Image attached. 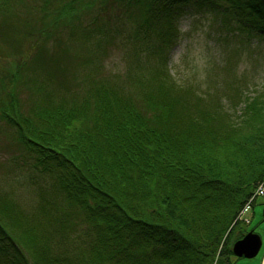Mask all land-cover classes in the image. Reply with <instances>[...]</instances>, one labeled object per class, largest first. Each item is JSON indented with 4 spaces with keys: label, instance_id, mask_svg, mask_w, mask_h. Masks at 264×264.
Listing matches in <instances>:
<instances>
[{
    "label": "trees",
    "instance_id": "16d2710c",
    "mask_svg": "<svg viewBox=\"0 0 264 264\" xmlns=\"http://www.w3.org/2000/svg\"><path fill=\"white\" fill-rule=\"evenodd\" d=\"M188 1L45 0L37 9L52 19L75 17V31L92 37L94 25L109 33L110 23L99 20L105 7H126L125 15L140 19L137 31L169 32L162 53L177 37L173 15ZM195 1L219 14L220 27L237 38L264 36V0ZM96 4L98 12L81 23L77 13ZM21 70L16 63L11 71ZM142 80L141 106L122 95L120 84L96 77L75 98H68L71 86L61 85L57 103L35 109L41 127L27 123L15 105L2 109L0 120L17 128L18 142L43 155L42 173L61 166L51 178L62 203L52 216L37 219L40 228L0 196V264H233L231 246L247 233L235 215L264 177V96L257 92L236 105L232 113L239 109L234 117L243 121L231 126L220 101H189L190 87L165 67L155 66ZM71 223L83 225L88 237L70 241Z\"/></svg>",
    "mask_w": 264,
    "mask_h": 264
},
{
    "label": "rangeland",
    "instance_id": "374dc122",
    "mask_svg": "<svg viewBox=\"0 0 264 264\" xmlns=\"http://www.w3.org/2000/svg\"><path fill=\"white\" fill-rule=\"evenodd\" d=\"M4 2L6 4L1 6ZM45 3V0H0V114L2 109L5 111L9 105H15L27 123L41 127L34 116L36 107L51 104L48 100L57 103L63 90L61 85L65 84L71 86L68 98L75 94L74 98L79 97L89 86L88 80L94 77L109 85L120 84L122 95L129 94L134 104L141 106L140 99L145 101V95L139 91L142 85L137 80L149 79L157 65L165 67L170 78L190 87L187 90L194 98H187L189 101L196 103L199 98L206 103L200 101L201 105L206 106L220 101L230 112L225 111L231 126L243 121L242 117H234L240 114L239 109L232 113L236 105L257 92L264 96V36L237 38L229 33L231 28L220 27L216 20L220 15L205 4L200 6L190 0L180 6V15H173L176 20L172 30H177V37L166 43L170 45L160 53L169 32L137 31L135 23L140 19L135 14L125 15L126 7L116 4L110 10L105 7V18L99 20L110 23L106 26L109 33H98L94 25L90 30L97 31L96 35L90 37L94 34L91 32L84 37V31H75V17L59 14L58 19H52L51 15L39 13L37 5L39 8V5L46 6ZM220 7L224 8V1ZM88 11L77 13L82 16L81 23L98 12V4ZM60 18L63 20L59 23ZM68 20L74 23L72 27L65 26ZM52 24L56 25L52 27ZM16 63L22 64L17 75L11 71ZM98 81L95 83L100 84ZM42 99L45 102H41ZM189 111L199 112L200 109L191 107ZM23 121L21 119L20 123ZM18 135L11 122L0 120V196L23 217L29 214L30 225L41 228L37 219L52 216L58 208L55 206L62 203V197L55 194L52 187L54 173L61 166L56 163L51 175L42 173L43 155L26 150L18 142ZM42 206L46 207L42 209ZM10 210L15 213L11 207ZM20 221L26 225L24 220ZM234 221L247 233L253 228L263 244L254 258L234 256L232 245L231 261L233 264H261L264 254L263 189L253 191L246 198ZM71 225L70 241L88 237L83 233V225ZM51 230L57 235L53 228Z\"/></svg>",
    "mask_w": 264,
    "mask_h": 264
},
{
    "label": "water",
    "instance_id": "95a60500",
    "mask_svg": "<svg viewBox=\"0 0 264 264\" xmlns=\"http://www.w3.org/2000/svg\"><path fill=\"white\" fill-rule=\"evenodd\" d=\"M261 246V237L250 231L242 239L234 243L232 250L238 257L253 258L258 254Z\"/></svg>",
    "mask_w": 264,
    "mask_h": 264
},
{
    "label": "built area",
    "instance_id": "2783aa9c",
    "mask_svg": "<svg viewBox=\"0 0 264 264\" xmlns=\"http://www.w3.org/2000/svg\"><path fill=\"white\" fill-rule=\"evenodd\" d=\"M259 189H263L264 190V180L258 185L257 190H259Z\"/></svg>",
    "mask_w": 264,
    "mask_h": 264
},
{
    "label": "bare ground",
    "instance_id": "6f19581e",
    "mask_svg": "<svg viewBox=\"0 0 264 264\" xmlns=\"http://www.w3.org/2000/svg\"><path fill=\"white\" fill-rule=\"evenodd\" d=\"M263 187V186H262ZM262 264H264V256H263V263Z\"/></svg>",
    "mask_w": 264,
    "mask_h": 264
}]
</instances>
